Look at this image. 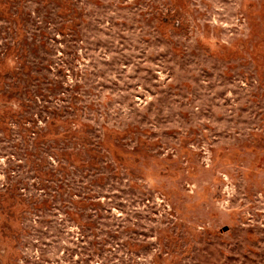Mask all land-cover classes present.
Returning <instances> with one entry per match:
<instances>
[{"label": "rangeland", "instance_id": "374dc122", "mask_svg": "<svg viewBox=\"0 0 264 264\" xmlns=\"http://www.w3.org/2000/svg\"><path fill=\"white\" fill-rule=\"evenodd\" d=\"M0 264H264V0H0Z\"/></svg>", "mask_w": 264, "mask_h": 264}]
</instances>
